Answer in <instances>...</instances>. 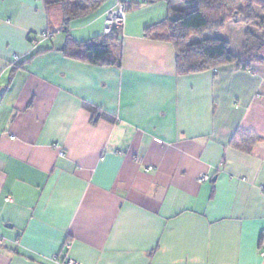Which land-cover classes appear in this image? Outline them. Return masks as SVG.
<instances>
[{
  "label": "crops",
  "instance_id": "1",
  "mask_svg": "<svg viewBox=\"0 0 264 264\" xmlns=\"http://www.w3.org/2000/svg\"><path fill=\"white\" fill-rule=\"evenodd\" d=\"M46 2L0 0V264H264V143L232 145L264 142V65L178 76L145 34L163 1L127 13L120 67L83 63L42 38ZM115 7L69 35L102 36Z\"/></svg>",
  "mask_w": 264,
  "mask_h": 264
},
{
  "label": "trees",
  "instance_id": "2",
  "mask_svg": "<svg viewBox=\"0 0 264 264\" xmlns=\"http://www.w3.org/2000/svg\"><path fill=\"white\" fill-rule=\"evenodd\" d=\"M107 1L47 0L49 18L56 14L60 17V24L57 30L46 34L53 36L56 31H63L65 43L61 52L66 57L97 66H121L123 26L88 42H77L68 33L72 21L94 13ZM161 1L168 7L166 18L145 29V34L174 48L178 76L202 73L225 65H234L237 71H248L252 65H264V37H258L250 30L245 33V42L238 56L229 52L226 41L204 37L205 34L222 31L230 22L264 29V0H182L185 7L181 9H174L171 0H117L127 3L126 13ZM253 6L260 8L262 18L255 15ZM92 111L96 121L97 110ZM262 143V139L244 133L232 141L235 148L246 153Z\"/></svg>",
  "mask_w": 264,
  "mask_h": 264
},
{
  "label": "rangeland",
  "instance_id": "3",
  "mask_svg": "<svg viewBox=\"0 0 264 264\" xmlns=\"http://www.w3.org/2000/svg\"><path fill=\"white\" fill-rule=\"evenodd\" d=\"M142 1V0H140ZM171 5L174 9H181L185 7L182 0H171ZM245 6V5H244ZM253 11L255 15L259 18H262L260 8L253 6ZM127 14V13H126ZM233 22L228 23L225 29L220 32H215L211 35H204V37L210 38L214 37L226 41L229 46V52L235 56L240 55L242 47L245 42V33L250 30L258 37H264V29H258L255 26H249L248 24L238 23L234 24ZM9 245V244H8Z\"/></svg>",
  "mask_w": 264,
  "mask_h": 264
},
{
  "label": "built area",
  "instance_id": "4",
  "mask_svg": "<svg viewBox=\"0 0 264 264\" xmlns=\"http://www.w3.org/2000/svg\"><path fill=\"white\" fill-rule=\"evenodd\" d=\"M110 1H116V7L115 9L110 12L103 25V34H108L110 31L117 27H122L125 24V18H126V12H127V3H120L117 2V0H110ZM52 36L50 34H44L42 36L43 39H50ZM53 147H57V145H54ZM60 155L62 156L63 153L61 152ZM199 182H204L207 180V176L201 175L199 177ZM9 199H6V202H9ZM9 241L0 236V248L6 247L8 245ZM62 264H79L71 260H65Z\"/></svg>",
  "mask_w": 264,
  "mask_h": 264
},
{
  "label": "water",
  "instance_id": "5",
  "mask_svg": "<svg viewBox=\"0 0 264 264\" xmlns=\"http://www.w3.org/2000/svg\"><path fill=\"white\" fill-rule=\"evenodd\" d=\"M7 228H11V226H6Z\"/></svg>",
  "mask_w": 264,
  "mask_h": 264
}]
</instances>
